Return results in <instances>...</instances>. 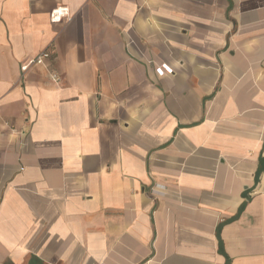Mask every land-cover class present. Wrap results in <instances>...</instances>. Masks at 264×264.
<instances>
[{
  "label": "crops",
  "instance_id": "obj_1",
  "mask_svg": "<svg viewBox=\"0 0 264 264\" xmlns=\"http://www.w3.org/2000/svg\"><path fill=\"white\" fill-rule=\"evenodd\" d=\"M0 264H264V0H0Z\"/></svg>",
  "mask_w": 264,
  "mask_h": 264
},
{
  "label": "built area",
  "instance_id": "obj_2",
  "mask_svg": "<svg viewBox=\"0 0 264 264\" xmlns=\"http://www.w3.org/2000/svg\"><path fill=\"white\" fill-rule=\"evenodd\" d=\"M72 18L71 12L68 7L66 6H58L54 9L51 10L50 12V19L51 22H61L64 19L70 20ZM54 55V51L50 48H46L40 52V54L35 57L30 59L28 62H26L22 66V70L26 71L31 65L35 64L36 62L40 61L43 62L46 59L52 58ZM158 72L160 74H165L166 72H172L173 68L170 66L163 64L158 67ZM49 78L50 80L55 83V84H60L63 81V76L61 73H59L57 70L54 69H49Z\"/></svg>",
  "mask_w": 264,
  "mask_h": 264
}]
</instances>
